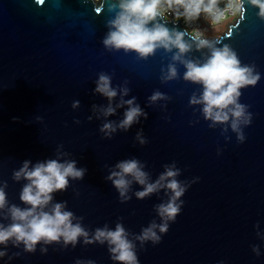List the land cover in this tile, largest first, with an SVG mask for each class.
<instances>
[{
    "label": "water",
    "instance_id": "water-1",
    "mask_svg": "<svg viewBox=\"0 0 264 264\" xmlns=\"http://www.w3.org/2000/svg\"><path fill=\"white\" fill-rule=\"evenodd\" d=\"M113 2L0 0V184L7 182L9 203L24 207L20 192L25 182L14 181L13 172L25 160L35 164L56 159L58 150L66 152L65 159L87 171L83 180H70L66 191L55 193L53 202L66 201L90 234L122 223L134 239L152 222L160 223L156 207L168 195L161 190L137 199L142 187L133 183L131 198L122 203L106 177L117 162L138 159L155 181L165 165L174 163L180 170L177 179L189 185L181 211L158 244L136 242L140 264H264V18L259 9L241 0L239 18L212 40L220 42L217 47L229 45L242 64L261 74L255 86L241 90L240 103L252 113L241 143L231 128L210 127L201 106L190 104L202 88L184 80L183 64L176 62V79L162 81L175 49L161 48L140 59L133 52L104 48ZM165 22L169 29L186 31L179 22ZM208 54L209 49L193 46L185 58L203 61ZM100 73L111 76L113 87H128L124 99L135 97L148 114L111 139L99 131L106 122L99 108L108 105L94 92ZM156 91L168 99L150 103ZM73 101L79 107L73 109ZM119 101L118 95L113 105ZM123 114L120 108L107 119L118 123ZM141 130L144 145L136 139ZM40 247L26 253L22 245H9L8 256L14 258L6 256L0 264H75L77 259L114 264L107 244L85 245L83 238L75 248L52 244L42 254Z\"/></svg>",
    "mask_w": 264,
    "mask_h": 264
},
{
    "label": "clouds",
    "instance_id": "clouds-1",
    "mask_svg": "<svg viewBox=\"0 0 264 264\" xmlns=\"http://www.w3.org/2000/svg\"><path fill=\"white\" fill-rule=\"evenodd\" d=\"M250 4L258 8V16L264 18V0H250ZM108 11L115 15L107 22L108 32L102 40L106 50L133 52L138 58L147 59L158 49L162 48L167 52L175 49L172 63L166 70L162 69V81L176 79V62L183 64L186 69L184 80L202 88L199 96H192L190 104L201 106V113L205 120L210 121V127L225 125V132L231 128L236 133L237 140L244 142L243 128L251 124L252 113L248 111L247 105L240 103L241 90L255 86L261 79V74L256 71L255 66L242 64L229 45L217 47L220 42L202 38L203 34L198 29H193L190 39L185 40L188 35L186 31H179L175 27L169 29L164 20L165 12L169 11L174 17V23L183 19L190 24L203 16L215 26L224 19V9L220 7L219 0H114ZM193 46L197 50L209 49L206 59H186V54ZM95 83L94 92L108 100L107 107L99 108L106 120L99 131L106 138L111 139L117 131L127 132L140 122L141 117L147 119L148 114L136 102L135 97L124 99L129 94L128 87H113L111 76L105 73H100ZM118 95L120 101L113 105ZM148 99L150 103H155L168 97L156 91ZM72 107H79V101H73ZM93 107L96 110V106ZM120 108H124L123 119L118 123L107 119ZM136 139L141 145L147 143L142 130L137 132ZM68 155L58 150L56 159L35 164L25 160L13 172L14 181L25 182L20 192V201L24 207L10 204L6 192L7 182L0 184V260L8 256L9 245L15 248L22 245L26 253H34L37 246L41 245V253L46 254L48 245L62 244L64 248L69 245L75 248L83 238L85 245L107 244L114 264H140L136 242L141 247L149 241L153 245L158 244L160 234L168 231L169 222H174L181 211V197L189 185L177 179L180 170L174 163L165 165L164 171L153 181L144 170L145 165L138 159L117 162L106 179L111 181L122 203L131 198L128 193L133 183L142 187L141 191L135 193L137 199L142 200L161 190L168 195V200L156 207L160 223L152 222L140 234L135 235L134 239L129 238L130 233L122 223H117L114 229L107 225L96 228L90 234L79 222L82 218H77L72 211L67 210L66 201L53 202L55 193L66 191L70 180H83L87 171L86 168L77 167L76 160L64 158ZM4 220L8 222H2ZM252 250L260 256L259 246H254ZM14 255L18 256L19 253ZM13 258L8 256V261ZM75 264H95V261L77 259Z\"/></svg>",
    "mask_w": 264,
    "mask_h": 264
},
{
    "label": "built area",
    "instance_id": "built-area-1",
    "mask_svg": "<svg viewBox=\"0 0 264 264\" xmlns=\"http://www.w3.org/2000/svg\"><path fill=\"white\" fill-rule=\"evenodd\" d=\"M220 7L224 9V19L217 25L213 26L209 23V21L203 16L199 21L186 23L183 19L176 21L175 23L180 24L182 28H184L190 35H192L193 29H198L202 32L203 36L207 35L206 29H222L227 30L229 26L234 24V22L239 18L241 14V0H219ZM226 5H230L231 7H226ZM164 19L166 21H174V17L171 12L166 11Z\"/></svg>",
    "mask_w": 264,
    "mask_h": 264
},
{
    "label": "rangeland",
    "instance_id": "rangeland-1",
    "mask_svg": "<svg viewBox=\"0 0 264 264\" xmlns=\"http://www.w3.org/2000/svg\"><path fill=\"white\" fill-rule=\"evenodd\" d=\"M206 31H207V35L203 36L202 38H205V39H208L209 41H211V40H214V39H217L218 37H220L222 34L225 33L226 30L222 29L220 31V29H209V28H207Z\"/></svg>",
    "mask_w": 264,
    "mask_h": 264
},
{
    "label": "snow or ice",
    "instance_id": "snow-or-ice-1",
    "mask_svg": "<svg viewBox=\"0 0 264 264\" xmlns=\"http://www.w3.org/2000/svg\"><path fill=\"white\" fill-rule=\"evenodd\" d=\"M37 3L42 5L43 3H45V0H37ZM96 12L99 15V13L101 12V9H96Z\"/></svg>",
    "mask_w": 264,
    "mask_h": 264
},
{
    "label": "bare ground",
    "instance_id": "bare-ground-1",
    "mask_svg": "<svg viewBox=\"0 0 264 264\" xmlns=\"http://www.w3.org/2000/svg\"><path fill=\"white\" fill-rule=\"evenodd\" d=\"M223 35V34H222ZM212 41V40H211Z\"/></svg>",
    "mask_w": 264,
    "mask_h": 264
}]
</instances>
